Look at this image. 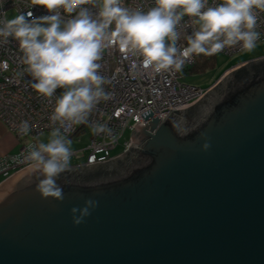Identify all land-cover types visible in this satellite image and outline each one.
I'll list each match as a JSON object with an SVG mask.
<instances>
[{
    "label": "water",
    "instance_id": "1",
    "mask_svg": "<svg viewBox=\"0 0 264 264\" xmlns=\"http://www.w3.org/2000/svg\"><path fill=\"white\" fill-rule=\"evenodd\" d=\"M260 60L62 173L63 201L27 169L2 180L0 264H264V67L236 75ZM86 199L97 207L74 225Z\"/></svg>",
    "mask_w": 264,
    "mask_h": 264
},
{
    "label": "clouds",
    "instance_id": "2",
    "mask_svg": "<svg viewBox=\"0 0 264 264\" xmlns=\"http://www.w3.org/2000/svg\"><path fill=\"white\" fill-rule=\"evenodd\" d=\"M33 3L51 14L34 17L27 11L0 19V43L14 39L34 81L32 87L49 101L55 98L47 142L29 144L22 159L38 181L40 197L57 201L64 200L57 180L69 169L73 155L69 129L87 123L99 103L112 96L104 88L110 81L100 72L106 50L116 47L125 57L139 58L145 69L155 72H182L194 56H212L236 46L253 51L261 38L258 13L264 11V0H220L211 6L209 0H154L147 10L126 7L124 0ZM185 17L197 26L190 35L182 32ZM182 37L186 41L183 48L178 44ZM57 89L63 91L57 95ZM30 130L28 121L20 123L21 135ZM92 132L116 140L106 124H94ZM209 147L207 141L202 144L204 150ZM5 198L0 195V201ZM97 203L86 199L82 207H72V223H83Z\"/></svg>",
    "mask_w": 264,
    "mask_h": 264
},
{
    "label": "built area",
    "instance_id": "3",
    "mask_svg": "<svg viewBox=\"0 0 264 264\" xmlns=\"http://www.w3.org/2000/svg\"><path fill=\"white\" fill-rule=\"evenodd\" d=\"M218 2L220 0H209V5ZM0 5V19H6L5 14L10 9L17 15L27 11H31L34 17L51 14L43 6L34 5L33 0H0ZM124 5L147 10L154 5V0H124ZM92 10L96 11L95 8ZM62 15L67 18L63 12ZM183 24L182 32L188 35L197 27L188 17L184 18ZM257 30L261 33L257 42L260 43L264 41V11L258 13ZM178 44L181 48L186 45L183 37ZM241 51L239 46H236L219 53L230 56ZM199 56H194L187 62L182 72H155L145 69L139 58L125 57L116 47L106 50L100 61L103 65L100 72L109 79L110 83L105 84L104 88L112 93V96L109 100L99 103L87 123L73 125L69 129L68 137L71 141L79 142L83 134H88L89 140L84 147L72 149L73 155L68 170L100 164L127 148L134 147L132 134L136 125L145 124L153 117L163 119L170 110L193 102L205 90L211 88L217 81L204 89L185 81L187 73L190 72L189 68ZM26 67L14 39L9 38V42L0 43V121L18 145L17 152H7L0 156L2 180L28 168L27 163L23 162L22 154H26L29 144L40 142L38 136L51 132L53 127L50 116L55 98L49 101L36 92L32 87L34 81L27 73ZM222 77L223 75L218 80ZM62 91L63 89H57L56 94L59 95ZM23 121H28L31 126L27 135H21L19 132V125ZM97 123L106 124L111 128L116 136L115 142H112L107 134H93L92 126ZM126 130L130 131V137L120 144L119 139ZM118 145L122 146V149L112 155L111 151Z\"/></svg>",
    "mask_w": 264,
    "mask_h": 264
},
{
    "label": "rangeland",
    "instance_id": "4",
    "mask_svg": "<svg viewBox=\"0 0 264 264\" xmlns=\"http://www.w3.org/2000/svg\"><path fill=\"white\" fill-rule=\"evenodd\" d=\"M15 15H17V14L13 10L10 9V10H7L5 17H6V19H11ZM260 45H261V42L257 43L256 48L251 52L241 51V52L235 53V54L230 55V56L222 54V53H217L212 57L213 58V66L212 67H206L202 71L195 70L192 72H188L186 77H185V81H187L190 84H193L197 87L203 88V89L207 88L214 81H218V79L222 75L224 77V75L227 73L228 69L235 66L236 64H239L242 61L251 60L253 58H256V57L263 55L264 50H262V47H260ZM0 129L3 131L7 130L6 131L7 133L4 134L3 139L1 140V144L4 146L11 144L12 140H13L11 137H9L10 136L9 134H11V133L8 131L6 126L3 125V123L1 121H0ZM1 130H0V133H2ZM49 136H50V132L43 133L40 136H38V141L47 142ZM129 137H130V131L126 130L124 132V134L120 137L119 143L121 144L123 141H125ZM88 140H89V135L83 134L80 137L79 142L72 141L71 148L72 149H79L81 147H84L88 143ZM121 149H122V146L118 145L111 151V154L112 155L116 154V153L120 152ZM17 150H18V145H15L14 147L8 149L7 151H8V153H15V152H17ZM1 181H2V177H0V182Z\"/></svg>",
    "mask_w": 264,
    "mask_h": 264
},
{
    "label": "trees",
    "instance_id": "5",
    "mask_svg": "<svg viewBox=\"0 0 264 264\" xmlns=\"http://www.w3.org/2000/svg\"><path fill=\"white\" fill-rule=\"evenodd\" d=\"M212 56H199L195 62V64L189 68V71H202L204 70L206 67H212L213 66V57ZM264 67V60H260L256 63H253L252 65L249 66H245L242 67L240 69L237 70L236 75H240L243 73H246L247 71H249V69H254V68H261Z\"/></svg>",
    "mask_w": 264,
    "mask_h": 264
},
{
    "label": "crops",
    "instance_id": "6",
    "mask_svg": "<svg viewBox=\"0 0 264 264\" xmlns=\"http://www.w3.org/2000/svg\"><path fill=\"white\" fill-rule=\"evenodd\" d=\"M260 47H262V50H264V41L261 42ZM262 57H264V53H263V55H261V56H259V57H256V58H262ZM253 59H255V58H253ZM251 60H252V59H251ZM245 61H247V60H245ZM245 61H242V62H245ZM0 130H1V129H0ZM6 131H7V130H4V131L1 130L2 133H0V155L3 154V153L8 152V151H7L8 149H10V148H12V147H14V146L16 145V143H15V139H14V137H13L12 134H9V135H10L9 137H11V138L13 139L11 144H9V145H7V146H4V145L1 144V140L3 139L4 134L7 133Z\"/></svg>",
    "mask_w": 264,
    "mask_h": 264
}]
</instances>
